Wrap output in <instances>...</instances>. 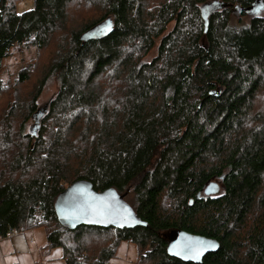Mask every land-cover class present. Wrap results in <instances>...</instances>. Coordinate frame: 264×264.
<instances>
[{
  "label": "trees",
  "instance_id": "16d2710c",
  "mask_svg": "<svg viewBox=\"0 0 264 264\" xmlns=\"http://www.w3.org/2000/svg\"><path fill=\"white\" fill-rule=\"evenodd\" d=\"M16 1L0 0V238L45 227L65 264H108L124 241L138 264H196L168 254L184 231L219 243L200 264H264V0ZM31 48L55 54L27 94L32 64L3 75ZM78 180L147 226L62 225Z\"/></svg>",
  "mask_w": 264,
  "mask_h": 264
},
{
  "label": "water",
  "instance_id": "95a60500",
  "mask_svg": "<svg viewBox=\"0 0 264 264\" xmlns=\"http://www.w3.org/2000/svg\"><path fill=\"white\" fill-rule=\"evenodd\" d=\"M45 112L46 107L39 109L38 116H34L37 122ZM223 179L224 177L221 178ZM220 190V183L213 181L205 188L204 194L210 196L219 193ZM55 208L60 223L71 230L80 226L117 229L147 226L114 188L96 191L92 183L86 180L70 184L58 197ZM186 246H191L193 250H187ZM197 248L200 249L198 256L194 251ZM218 249L219 243L215 239L174 231L170 236L168 254L184 262L200 264L206 254L216 252Z\"/></svg>",
  "mask_w": 264,
  "mask_h": 264
},
{
  "label": "rangeland",
  "instance_id": "374dc122",
  "mask_svg": "<svg viewBox=\"0 0 264 264\" xmlns=\"http://www.w3.org/2000/svg\"><path fill=\"white\" fill-rule=\"evenodd\" d=\"M33 3L34 0H18L16 1V11L18 13L28 11L33 8ZM172 26L170 25L169 28L171 29ZM54 54H52V48L43 49L42 51L34 48L24 52L17 51L14 53L13 58L6 61L3 78L8 80L11 75H17L19 66L22 64H32L34 67L31 81L18 87V91L24 93L27 91L28 94L34 89L35 81L43 77L48 61L53 58ZM155 55L156 52L152 51L147 59L151 60ZM39 69L41 72L44 70V72L39 73ZM58 88V78L56 76L48 78L38 99V104L42 107L45 106L56 94ZM11 90H16V88L12 86ZM32 123V121L28 122L26 131H29ZM0 264H65V262L62 248H50L45 227H37L0 238ZM108 264H138L137 246L132 242H121L116 256Z\"/></svg>",
  "mask_w": 264,
  "mask_h": 264
},
{
  "label": "snow or ice",
  "instance_id": "6c2138e0",
  "mask_svg": "<svg viewBox=\"0 0 264 264\" xmlns=\"http://www.w3.org/2000/svg\"><path fill=\"white\" fill-rule=\"evenodd\" d=\"M186 249H187V250H193V249L191 248V246H186ZM194 251H195L196 256H198V255L200 254V249L197 248V249H195Z\"/></svg>",
  "mask_w": 264,
  "mask_h": 264
}]
</instances>
